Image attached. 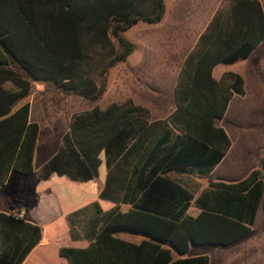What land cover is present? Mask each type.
Masks as SVG:
<instances>
[{
	"label": "trees",
	"instance_id": "1",
	"mask_svg": "<svg viewBox=\"0 0 264 264\" xmlns=\"http://www.w3.org/2000/svg\"><path fill=\"white\" fill-rule=\"evenodd\" d=\"M238 4V17L220 10L188 55L168 118L154 121L133 99L76 114L38 170L31 221L0 213V264H22L60 217L70 240L80 241L61 245L68 264H210L208 255H188L192 244L228 245L251 232L264 196L262 170L238 182L211 179L197 196L171 177L208 175L232 146L219 123L233 96L244 94V80L234 72L216 80L212 72L248 58L264 40L261 4ZM165 11V0H0V189L12 171L35 170L34 84L100 100L112 68L135 50L125 32L161 21ZM121 232L145 237L134 242Z\"/></svg>",
	"mask_w": 264,
	"mask_h": 264
},
{
	"label": "crops",
	"instance_id": "2",
	"mask_svg": "<svg viewBox=\"0 0 264 264\" xmlns=\"http://www.w3.org/2000/svg\"><path fill=\"white\" fill-rule=\"evenodd\" d=\"M238 1L239 0H165L166 11L161 21L156 23L142 21L125 32V37L134 44L135 50L125 62L112 68L109 75L107 91L100 100L90 104L88 109H92L96 105L105 108L113 102L133 99L137 104L146 106L150 109L154 121L168 118L177 109L176 86L188 55L196 47L200 37L208 29L212 20L220 10L223 18L231 17L232 19V17H238V7H240ZM256 1L261 4L264 12V0ZM227 72H234L243 78L244 94H235L233 96L223 119L227 116L234 102H236L237 105L246 106L248 105L245 103L247 98L257 97L264 94V40L253 49L248 58L238 60L231 64L219 63L214 67L212 74L216 80H220ZM41 92L40 89H36L32 93L30 99V120L37 122L40 125L41 130L34 155L35 170L33 174L26 175L28 177L37 176L33 182L37 201L32 206L27 205L15 207L13 205L16 201L15 198L9 197L5 193L1 194L3 189L8 185L15 171L10 173L8 181L0 189V213H10L13 209L17 208L25 209L27 211V221H31L30 213L39 203V197L36 191L39 181L38 170L58 151L64 134L68 131L71 121L76 116L77 112L74 115H69V105L82 102L79 95H77V99L72 97L76 95H70L68 97L58 98L56 103H59V106H54L56 107L54 108L51 104L53 101L51 100V102H47V99H44L45 97H43L44 95ZM37 97L43 98V101L48 103L46 111L49 113V121L45 124L47 128L53 127L58 119L63 120L65 124V129L61 132L58 139L56 152L39 165H36L35 161L43 126L40 120L33 117L32 111L33 101ZM66 106L67 108H63ZM57 107H60V110H58L59 108ZM223 119L219 124L226 130L231 138L232 146L230 150L208 175H202L197 172L190 173H196L200 176L207 177L209 184L211 179L217 181L238 182L246 178L254 169H260L264 172V153H262L260 158L263 164H261L260 167H254L245 174L234 175L235 170L229 168L228 160L235 150V143L232 133L224 124H222ZM237 161L240 162L239 159ZM215 173H218L217 177H214ZM187 189L190 190L189 188ZM194 195L197 196L198 194ZM263 202L264 196L255 225L259 220L260 209ZM50 208L53 209L55 206H50ZM192 208L196 213L190 212ZM50 213V210L47 209V215ZM189 213L192 215L198 213L197 208L193 204L189 208ZM40 218L43 220L44 216L40 215ZM50 223L52 224L44 229L42 241L28 254L22 264H68L67 260L60 256L59 249L61 245H63L64 242H70L73 245H76V243L80 244V241L70 240L69 226L65 217H60L53 221L51 220ZM199 245L209 244H192L191 247ZM198 255L207 254H194L189 256ZM52 256H56V259L54 260Z\"/></svg>",
	"mask_w": 264,
	"mask_h": 264
},
{
	"label": "rangeland",
	"instance_id": "3",
	"mask_svg": "<svg viewBox=\"0 0 264 264\" xmlns=\"http://www.w3.org/2000/svg\"><path fill=\"white\" fill-rule=\"evenodd\" d=\"M36 89L42 91L41 93L44 95V99H47V102L53 101L51 102L53 107L59 106V103H56L58 98L70 96L47 91L45 85L41 82L34 84L33 92ZM72 97L74 99L78 98L77 95ZM44 99L37 97L33 101V117L40 120L43 126L35 161L36 165L41 164L56 152L58 139L65 129L64 121L60 119L56 121L53 127H46L45 124L49 121V113L46 111L48 103H45ZM80 99H82V102L69 105V115L90 110L88 106L96 102L82 96H80ZM245 103L248 105L240 106L234 102L222 121V124L229 129L234 138L235 150L228 160L229 168L235 170L234 175L245 174L250 169L260 167L263 164L260 155L264 153V94L247 98ZM57 108L60 110V107ZM63 108H67V106ZM238 159L240 162L237 161ZM217 176L218 173H215L214 177ZM171 177L178 180L196 195L208 186L207 177L196 173H171ZM36 178V175L28 177L15 172L1 194L5 193L9 197L15 198L16 201L13 204L15 207L32 206L37 201L33 186ZM128 208V205H123L124 210ZM190 212L196 213L193 208ZM118 235L134 242H140L145 237L131 232H121ZM194 254L209 255L210 264H264V202L260 209L259 220L247 237L228 246H211L210 244L192 246L189 255ZM52 257L54 260L56 259V256Z\"/></svg>",
	"mask_w": 264,
	"mask_h": 264
},
{
	"label": "built area",
	"instance_id": "4",
	"mask_svg": "<svg viewBox=\"0 0 264 264\" xmlns=\"http://www.w3.org/2000/svg\"><path fill=\"white\" fill-rule=\"evenodd\" d=\"M10 213L18 218L26 219L27 217V211L25 209H13Z\"/></svg>",
	"mask_w": 264,
	"mask_h": 264
}]
</instances>
